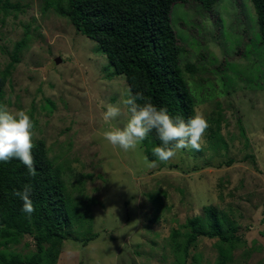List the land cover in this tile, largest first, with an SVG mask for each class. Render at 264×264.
<instances>
[{"label": "rangeland", "instance_id": "374dc122", "mask_svg": "<svg viewBox=\"0 0 264 264\" xmlns=\"http://www.w3.org/2000/svg\"><path fill=\"white\" fill-rule=\"evenodd\" d=\"M173 25L189 50L182 65L198 69L187 79L209 127L199 151L180 150L148 168L142 142L124 152L103 137L128 122L130 89L101 47L59 13L56 0H0L7 82L0 105L30 115L33 144L45 145L69 193L81 189L89 203L90 232L81 236L99 235L86 247L66 241L56 264H176L182 255L174 244L187 239L189 220L206 221V207L226 214L235 227L229 233L243 237L224 246L227 264H264V46L255 10L248 0H223L212 15L180 4ZM108 104L121 108L111 122L102 116ZM220 251L218 239L201 238L187 264H218ZM34 252L28 236L0 237V257Z\"/></svg>", "mask_w": 264, "mask_h": 264}, {"label": "trees", "instance_id": "16d2710c", "mask_svg": "<svg viewBox=\"0 0 264 264\" xmlns=\"http://www.w3.org/2000/svg\"><path fill=\"white\" fill-rule=\"evenodd\" d=\"M222 1L64 0L65 6H62V0H56V4L59 13L78 32L101 47L115 75L125 77L130 95L142 94L144 99L137 100L138 104L150 102L158 109L166 108L174 119L180 117L187 123L196 115L197 103L187 77H194L198 69L190 63L185 67L182 65L183 56L189 50L173 25L174 8L192 2L212 15ZM248 1L255 10L260 44L264 46V0ZM20 48L18 45L16 50ZM6 84V77L0 74V99ZM215 124L219 128V121L215 120ZM213 137L216 143L222 141L214 134ZM142 143L147 159L156 161L152 149L161 146L162 142L155 130ZM32 155L35 177L18 159L0 162V237L28 236L33 240L35 252L28 256L12 255L7 259L1 256L0 264H56L66 241L86 247L99 236L94 233L81 236L80 230L90 232L89 203L84 202L81 189L69 193L59 168L49 159L45 145H34ZM25 185L32 189L30 199L35 212L31 216L22 211L23 201L13 194L14 191L22 192ZM205 215L206 221L201 217L189 220L187 239L179 246L174 244L176 250L181 249L182 255L176 264H187L190 248L201 238L218 239L222 256L218 264H227L231 258L224 246L231 249L243 240V237L229 233L235 227L226 214L206 207Z\"/></svg>", "mask_w": 264, "mask_h": 264}, {"label": "clouds", "instance_id": "9594fccd", "mask_svg": "<svg viewBox=\"0 0 264 264\" xmlns=\"http://www.w3.org/2000/svg\"><path fill=\"white\" fill-rule=\"evenodd\" d=\"M142 94L129 95L123 101L128 122L123 129L113 126L111 130L103 132L104 139L114 148L124 152L132 151L155 130L161 146L154 147L152 152L158 161L167 164L173 160L180 150L201 148L204 134L209 127L207 119L202 113H197L187 123L180 117L175 119L166 108H157L150 102L143 105L137 103L142 100ZM121 115V108L112 104L102 114L105 122H111ZM34 122L30 115L23 110L10 111L7 106L0 105V162L8 163L18 159L27 168L32 177L36 176L32 151ZM148 168L157 167L156 161L147 162ZM31 186L25 185L24 190L14 191V195L23 201L22 211L31 216L35 212L33 201L30 199Z\"/></svg>", "mask_w": 264, "mask_h": 264}, {"label": "water", "instance_id": "95a60500", "mask_svg": "<svg viewBox=\"0 0 264 264\" xmlns=\"http://www.w3.org/2000/svg\"><path fill=\"white\" fill-rule=\"evenodd\" d=\"M57 65H59L62 62L61 58H56L54 61Z\"/></svg>", "mask_w": 264, "mask_h": 264}]
</instances>
